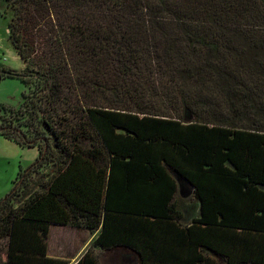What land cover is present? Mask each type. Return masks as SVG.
<instances>
[{
    "label": "trees",
    "instance_id": "trees-1",
    "mask_svg": "<svg viewBox=\"0 0 264 264\" xmlns=\"http://www.w3.org/2000/svg\"><path fill=\"white\" fill-rule=\"evenodd\" d=\"M39 149L0 199V264H264V0H5ZM199 204L186 220L181 202ZM96 232L74 262L51 226Z\"/></svg>",
    "mask_w": 264,
    "mask_h": 264
},
{
    "label": "rangeland",
    "instance_id": "rangeland-1",
    "mask_svg": "<svg viewBox=\"0 0 264 264\" xmlns=\"http://www.w3.org/2000/svg\"><path fill=\"white\" fill-rule=\"evenodd\" d=\"M6 1L0 0V104L13 107L21 105L23 93L28 89L27 84L19 75L1 76L5 67L22 71L24 61L17 54L10 35L8 25L11 13H6ZM252 11L245 18L238 20L246 30L255 28L264 30V4L259 7V16ZM39 149L35 146H21L16 142L0 135V199L4 198L13 188L21 168L25 169L38 157ZM186 220H191L199 214V204L192 197L181 202ZM96 232L84 227H72L60 224L51 226L48 245L50 256L65 257L75 262L90 246ZM101 264H122L118 253L107 252L101 257Z\"/></svg>",
    "mask_w": 264,
    "mask_h": 264
},
{
    "label": "crops",
    "instance_id": "crops-1",
    "mask_svg": "<svg viewBox=\"0 0 264 264\" xmlns=\"http://www.w3.org/2000/svg\"><path fill=\"white\" fill-rule=\"evenodd\" d=\"M48 253H50L49 245H48ZM69 260H70V259H69ZM71 263H74V262L71 260Z\"/></svg>",
    "mask_w": 264,
    "mask_h": 264
}]
</instances>
